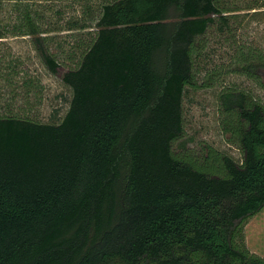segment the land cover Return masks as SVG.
I'll return each mask as SVG.
<instances>
[{"label": "trees", "instance_id": "obj_1", "mask_svg": "<svg viewBox=\"0 0 264 264\" xmlns=\"http://www.w3.org/2000/svg\"><path fill=\"white\" fill-rule=\"evenodd\" d=\"M52 3L0 0V43L27 38L53 75L74 62L60 123L0 114V264H264L243 233L264 210V42L247 36L264 6L97 0L63 27ZM199 88L219 89L241 159L176 146Z\"/></svg>", "mask_w": 264, "mask_h": 264}, {"label": "rangeland", "instance_id": "obj_2", "mask_svg": "<svg viewBox=\"0 0 264 264\" xmlns=\"http://www.w3.org/2000/svg\"><path fill=\"white\" fill-rule=\"evenodd\" d=\"M10 0H3L8 3ZM37 3L44 0H35ZM54 6V25L67 27L69 21L79 18L87 2L97 0H48ZM239 7L264 6V0H231ZM66 33H63V35ZM247 36L264 42V25L251 24ZM0 43V114H15L30 117L41 123H60L65 117L72 99L71 90L63 83V75L72 59L65 56V65L53 75L37 56L27 38H8ZM68 51L74 43H60ZM210 46L215 51L214 64L218 67L226 62L221 43L213 40ZM228 83L248 88L249 83L239 77H229ZM218 88H199L191 91L184 102V135L176 146L187 144L195 153L210 147L219 153H226L234 159H241L238 146L228 141L229 135L221 127V110ZM264 100V91L256 90ZM244 238L248 249L264 258V210L251 218L244 226Z\"/></svg>", "mask_w": 264, "mask_h": 264}]
</instances>
